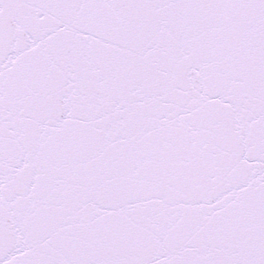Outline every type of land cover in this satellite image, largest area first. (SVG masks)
I'll use <instances>...</instances> for the list:
<instances>
[{"label": "snow or ice", "instance_id": "snow-or-ice-1", "mask_svg": "<svg viewBox=\"0 0 264 264\" xmlns=\"http://www.w3.org/2000/svg\"><path fill=\"white\" fill-rule=\"evenodd\" d=\"M0 264H264V0H0Z\"/></svg>", "mask_w": 264, "mask_h": 264}]
</instances>
